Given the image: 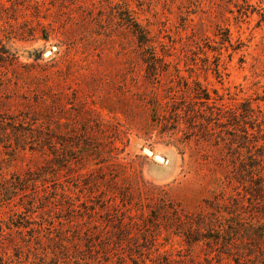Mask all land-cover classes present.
<instances>
[{
  "label": "rangeland",
  "instance_id": "1",
  "mask_svg": "<svg viewBox=\"0 0 264 264\" xmlns=\"http://www.w3.org/2000/svg\"><path fill=\"white\" fill-rule=\"evenodd\" d=\"M0 45V264H264V0H0Z\"/></svg>",
  "mask_w": 264,
  "mask_h": 264
},
{
  "label": "trees",
  "instance_id": "2",
  "mask_svg": "<svg viewBox=\"0 0 264 264\" xmlns=\"http://www.w3.org/2000/svg\"><path fill=\"white\" fill-rule=\"evenodd\" d=\"M129 25L131 26L132 32L135 35V37L137 38L139 43L144 44V43L150 42V39L148 38L147 32L140 26V24H138L135 21H130ZM7 52L8 51L6 50V48L3 45H0V63H2L4 59H6L5 57H7V55H6V54H8ZM176 72H177L176 76L179 77V78H182V76H180L179 71L177 70V68H176ZM155 75L156 74L153 75V78H154ZM195 86L196 87L199 86L198 80H195ZM194 89H196V88H194ZM169 95L170 94H168V96H166V97L171 98ZM194 98H196L198 100H202L201 102H208V100H210V99L214 100L212 97H210V95L207 92H205V91L199 92L197 90H195V92H194ZM211 102H214V106L213 107H215L216 106V102L215 101H211ZM166 103H168V101L162 103L160 98H156L155 99V104H152V107L155 106L154 107V112H157V110L159 108V105L162 104L163 106H165ZM187 109H188V111L190 113H192V116H189V117L194 119L197 116L196 112L198 113V111L194 110V108H188L187 107ZM207 109L212 111V109H210L208 107H207ZM217 110H218V112L215 113L216 117L208 118V121L206 120L205 127H207V125L211 126L210 123H211L212 119H216L218 121L220 117H224L225 116L223 114V110H222L221 107H218ZM184 112H185V115H191L189 113L186 114V110H184ZM212 113L213 112H211V115H212ZM152 116L154 117V115H152ZM152 119H153V121H155L154 118H152ZM192 121H194V120H192ZM30 174L31 173H29L27 176H24L22 178H16L15 183L18 182V183L22 184L23 181L27 180V182H33V183L37 184L38 181L42 182L43 179H44L43 177L47 176V171L44 169V167H40V168L37 169V172L36 171H32V175H30ZM29 176H32V177H29ZM36 192H37V190H36ZM175 215H177V213H175ZM200 223H202V220L182 218L181 215H180V216H177V218L175 220V224H174L175 226H169V228H172V229H174L177 232H183L184 233L183 236L185 238V241L190 245V244H194L196 242L201 241L202 237H205V238L207 237V236H202L201 234H196V236H195L194 233L192 232L191 226H193V225L200 226ZM218 231H220V228H218ZM221 231L223 232L224 230H221ZM157 253H158V256L162 255V253H160V252H157ZM162 264H179V263L177 261L173 260V259H169V260H163Z\"/></svg>",
  "mask_w": 264,
  "mask_h": 264
},
{
  "label": "water",
  "instance_id": "3",
  "mask_svg": "<svg viewBox=\"0 0 264 264\" xmlns=\"http://www.w3.org/2000/svg\"><path fill=\"white\" fill-rule=\"evenodd\" d=\"M52 48H53V50H56V47H55V46H53ZM50 52H51V51L49 50V51L46 52V54H50ZM144 152H145L147 155H150V156L153 155V152H152L150 149H148V148H144ZM154 157H155L156 159H158V160H162V158L159 157L158 155H155Z\"/></svg>",
  "mask_w": 264,
  "mask_h": 264
}]
</instances>
